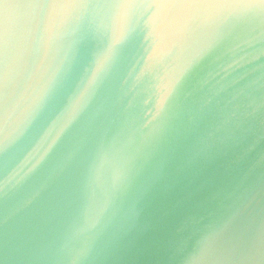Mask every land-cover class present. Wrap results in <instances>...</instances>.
<instances>
[{
    "label": "water",
    "instance_id": "obj_1",
    "mask_svg": "<svg viewBox=\"0 0 264 264\" xmlns=\"http://www.w3.org/2000/svg\"><path fill=\"white\" fill-rule=\"evenodd\" d=\"M0 264H264V0H0Z\"/></svg>",
    "mask_w": 264,
    "mask_h": 264
},
{
    "label": "clouds",
    "instance_id": "obj_2",
    "mask_svg": "<svg viewBox=\"0 0 264 264\" xmlns=\"http://www.w3.org/2000/svg\"><path fill=\"white\" fill-rule=\"evenodd\" d=\"M107 63H108V56L107 55L102 56L97 63V68H96L95 72L93 73L92 78L88 82V86L86 88V91L95 85L99 76L106 70Z\"/></svg>",
    "mask_w": 264,
    "mask_h": 264
}]
</instances>
